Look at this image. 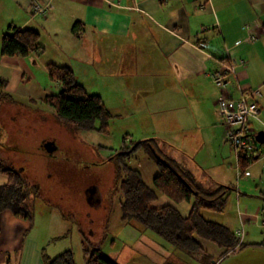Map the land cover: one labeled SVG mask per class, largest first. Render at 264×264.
<instances>
[{
    "label": "crops",
    "instance_id": "crops-1",
    "mask_svg": "<svg viewBox=\"0 0 264 264\" xmlns=\"http://www.w3.org/2000/svg\"><path fill=\"white\" fill-rule=\"evenodd\" d=\"M34 1L44 7L42 13L33 10ZM8 27L33 29L47 42L38 39L41 49L26 57L0 54V79L6 81L3 92L24 91L35 100L32 88L22 89L36 77L28 64L32 58L44 74L48 63H61L74 76L91 69L106 86H112L111 92L125 97L120 102L128 106L127 117L136 121L134 140L154 138L164 156L190 173L203 189L228 186L224 210L215 213L223 216L230 200L231 221L222 220L221 215L209 219L236 234L242 230L239 240L245 247L233 253L246 254L245 264L255 263L250 256L264 255V166L261 160H254L240 169L236 151L225 141L226 128L217 107L219 97L235 100L242 90L258 88L259 113L250 124L262 128L264 0H0L1 37L11 33ZM49 46L54 55L47 54ZM228 61L234 64V73L219 88L211 74ZM155 114H159L157 123L147 128L138 124L140 116L151 119ZM138 170L148 186L144 169ZM206 178L210 187L204 185ZM5 181L2 175L0 185ZM166 204L182 217L191 209L188 202ZM204 212L207 210L202 211L203 217ZM9 214L5 216L13 222H26ZM21 235L20 248L0 251V264H43L37 244ZM160 249L166 258L157 259L152 251L153 263L181 264L166 260L177 254L173 245ZM226 260L228 257L219 264Z\"/></svg>",
    "mask_w": 264,
    "mask_h": 264
},
{
    "label": "rangeland",
    "instance_id": "rangeland-1",
    "mask_svg": "<svg viewBox=\"0 0 264 264\" xmlns=\"http://www.w3.org/2000/svg\"><path fill=\"white\" fill-rule=\"evenodd\" d=\"M44 42L47 39L41 34L39 43ZM46 52L54 55L55 51L49 46ZM36 63L33 58L28 63L36 71L35 79L21 87L28 91L32 88L35 100H30L29 93L24 91L9 92L11 99L0 98V162L4 167L20 170L28 182L38 188L37 192L31 189L24 202L29 212L26 222H13L5 216L8 211L0 213V251L20 248L21 234H25L24 238L33 240L43 255L54 257L64 250H71L75 264H85L83 242L86 245L87 242L98 243L101 252L119 264H155L150 259L153 258L152 251L158 254L157 259L165 260L166 257H162L165 253L160 247H171L170 243L138 221L122 219L121 177L118 175V162L112 156L120 150L128 151L129 157L124 161L131 167L144 169L145 180L154 190L150 180L158 172L143 147L127 149L133 141L141 139L134 140L136 137L132 135L137 130L136 121L127 117L130 116L128 106L120 102L125 101V97L111 92L112 86H106L91 69L77 71L76 81L84 86L86 92L99 95L112 116L107 134L78 130L74 125L58 119L53 108L44 101L46 94H56L61 87L57 80L40 72ZM158 115H151V119L140 116L137 122L147 128L159 121ZM167 115L170 117V114ZM46 142H52L54 146L51 153L44 147ZM159 151L165 155L161 146ZM70 169L73 172L65 173ZM2 175L6 183L8 178L4 174L0 177ZM206 181L204 185L210 187L211 181L207 178ZM95 186L97 193L92 192ZM155 191L157 199L151 203L152 206L172 201ZM188 203L192 206L191 202ZM204 213L208 220L221 215L209 210ZM218 217L231 221L230 200L223 216ZM199 241L202 245L200 251L188 253L175 248L177 257L168 255L166 260L176 259L181 264H219L228 257L224 264H245L244 259H249L244 253H225L207 240ZM251 257L255 259L253 264H264V255Z\"/></svg>",
    "mask_w": 264,
    "mask_h": 264
},
{
    "label": "trees",
    "instance_id": "trees-1",
    "mask_svg": "<svg viewBox=\"0 0 264 264\" xmlns=\"http://www.w3.org/2000/svg\"><path fill=\"white\" fill-rule=\"evenodd\" d=\"M8 28L11 33H5L1 37V55L26 57L30 51L41 49L38 45L37 31ZM46 71L49 78L57 80L61 87L56 94L44 98V101L53 108L55 116L74 125L78 130L107 134L112 116L101 97L86 92L67 66L48 63ZM5 86L6 81L0 79V98H10L8 93L2 91ZM131 147L133 149L143 147L157 167L158 172L152 179L155 190L175 203L191 202L192 206L186 217H182L170 204L153 207L151 203L157 199L156 191L145 184L138 169L124 161L129 157L128 151L120 150L112 158L118 162V175L121 177L119 188L122 196L120 202L122 219L138 221L174 248L188 253H196L202 249L199 240H207L223 249L225 253L245 247L235 232L202 216L203 210L222 212L229 189L223 185L215 191L203 189L190 173L161 154L154 138L133 141L127 149ZM153 150L160 158L157 159L153 155ZM237 160L240 169H244L251 162L243 155H238ZM70 171L73 172L71 169L64 172ZM0 174L8 178L6 183L0 185V213L8 211L14 216L28 219L29 212L24 202L31 189L37 192V186L31 185L20 170L10 166L4 167L1 162ZM82 248L85 264H119L105 256L98 243L87 242L86 245V242H83ZM42 260L43 264H75L71 250H64L54 257L42 254Z\"/></svg>",
    "mask_w": 264,
    "mask_h": 264
},
{
    "label": "built area",
    "instance_id": "built-area-1",
    "mask_svg": "<svg viewBox=\"0 0 264 264\" xmlns=\"http://www.w3.org/2000/svg\"><path fill=\"white\" fill-rule=\"evenodd\" d=\"M32 8L37 13H42L44 7L38 2L32 3ZM254 36L251 39L254 40ZM234 73V64L226 62L223 68L211 74L213 83L223 88L227 84V77ZM261 92L258 88L254 90H242L237 99L219 97L217 100L218 115L221 123L225 126V141L234 148L238 155H243L251 161L262 160L264 166V142L259 143L255 140L256 130L251 126V119L257 118L259 113L258 100ZM264 133V123L261 130ZM240 177L241 172L237 173ZM242 230H238L236 236L239 238Z\"/></svg>",
    "mask_w": 264,
    "mask_h": 264
},
{
    "label": "water",
    "instance_id": "water-1",
    "mask_svg": "<svg viewBox=\"0 0 264 264\" xmlns=\"http://www.w3.org/2000/svg\"><path fill=\"white\" fill-rule=\"evenodd\" d=\"M255 140L259 143H262L264 142V133L262 131H258L256 134H255ZM46 151L48 153H51L53 150H54V146L52 144V142H46L45 145H44ZM153 153H154V156L158 159L160 158V156L153 150ZM88 191V190H87ZM97 187L95 186L94 189H92V192L94 193H97Z\"/></svg>",
    "mask_w": 264,
    "mask_h": 264
}]
</instances>
